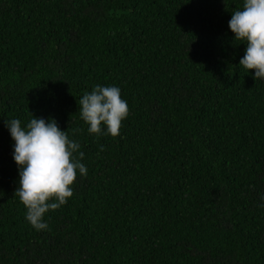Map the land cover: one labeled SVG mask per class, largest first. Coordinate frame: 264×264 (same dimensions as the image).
Instances as JSON below:
<instances>
[{
  "label": "trees",
  "instance_id": "obj_1",
  "mask_svg": "<svg viewBox=\"0 0 264 264\" xmlns=\"http://www.w3.org/2000/svg\"><path fill=\"white\" fill-rule=\"evenodd\" d=\"M0 264H264V0H0Z\"/></svg>",
  "mask_w": 264,
  "mask_h": 264
}]
</instances>
